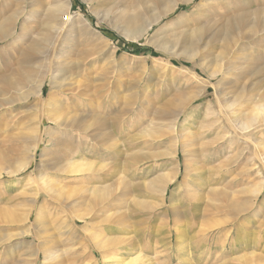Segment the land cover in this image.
Wrapping results in <instances>:
<instances>
[{
  "label": "rangeland",
  "instance_id": "1",
  "mask_svg": "<svg viewBox=\"0 0 264 264\" xmlns=\"http://www.w3.org/2000/svg\"><path fill=\"white\" fill-rule=\"evenodd\" d=\"M170 2L173 11L131 34L134 6L158 15ZM78 14L100 38L76 33ZM239 17L247 20L232 39L209 42L214 26ZM263 21L264 0H0V25L8 27L0 40V238L10 237L0 264H32L35 254L36 264H264V127L247 132L239 124L264 103ZM169 23L166 31L190 35L208 26L199 40L178 38L163 54L154 43ZM40 76L42 91L24 100ZM69 112L95 124L85 132L43 120L41 130L59 143H42L32 158L30 127ZM65 150L77 151L69 160L76 165L91 162L94 176L56 173ZM168 174L175 178L164 197L146 192ZM45 178L70 192L41 193L25 215L28 184ZM91 181L108 187L93 208ZM121 238L126 244L117 245ZM42 244L57 259H43Z\"/></svg>",
  "mask_w": 264,
  "mask_h": 264
},
{
  "label": "bare ground",
  "instance_id": "2",
  "mask_svg": "<svg viewBox=\"0 0 264 264\" xmlns=\"http://www.w3.org/2000/svg\"><path fill=\"white\" fill-rule=\"evenodd\" d=\"M106 1V0H105ZM188 1H190V0H188ZM109 2V1H108ZM153 2V1H152ZM186 2V1H185ZM102 4V3H101ZM99 5V4H98ZM111 5V4H110ZM101 6V5H100ZM105 7V6H104ZM177 7V4H174L173 2H170V3H168V5H167V7H166V10H165V12H163V13H161V14H158V15H154V14H150V15H147V16H145V14H146V11H147V9H145V7H141L140 5H138V6H134V8L133 9H131V11L129 12V14H128V17H127V25H130V27H132V28H130L131 29V34L132 35H134V36H136V37H138V36H141L142 34H144V33H146V31L148 30V29H150L154 24H156V23H158L162 18H163V16L164 15H166L167 13H169V12H171V11H173L175 8ZM117 8V6L116 5H111V7L109 8V11H111V9L112 10H114V9H116ZM48 9H53L52 11V13L53 14H55V13H58L61 9H60V7H59V5H54V6H51V5H48L47 7H46V10H48ZM97 9V8H96ZM66 10V9H65ZM105 10H107V12H108V9H105ZM104 10V11H105ZM225 10H228V9H225ZM67 11V10H66ZM98 11H100V9L98 10ZM104 11H103V13H104ZM48 12H50V11H48ZM47 12V13H48ZM65 12V11H64ZM226 12V11H225ZM51 13V12H50ZM95 13H96V11H95ZM99 14V13H98ZM100 14H101V12H100ZM106 14V13H105ZM191 14V13H190ZM244 14V13H243ZM243 14H241V15H243ZM255 14V13H254ZM49 15V14H48ZM67 15V14H66ZM189 15V14H188ZM248 15V14H247ZM56 16V15H55ZM58 16V15H57ZM60 16H62V15H60ZM181 16H185V20H189L190 18H189V16H187V13H185L184 12V14H181ZM233 16V15H232ZM238 16V15H237ZM245 16V15H244ZM258 16V15H257ZM66 17V16H65ZM234 17H235V15H234ZM69 18V17H68ZM81 18V19H80ZM204 18H206L205 16H204ZM238 18V17H237ZM236 18V19H237ZM10 20V22H9V24L10 23H13V29L12 30H14V23L16 22V20H17V16L16 17H10L9 18ZM58 19V18H57ZM77 19H79L78 20V25H77V27H76V33H80V32H88L89 34H91V38H92V35L94 34L95 36H96V38H100L101 36L99 35V32L97 31V30H94V29H92V27L89 25V23H88V21H86L85 19H83L82 17H81V15L80 14H78V18ZM191 19H192V17H191ZM207 19V18H206ZM205 19V20H206ZM235 18H231V20H229L228 22H226V23H224V24H220L221 26H214L215 27V31H214V33H212V35L209 37V42L210 43H213V42H216V40H217V38H225V39H232L234 36H232V33H234V31H235V29L236 28H238V26H239V24L241 25V24H243V22L245 21V19L243 20V21H241V18L239 17V20H236ZM243 19V18H242ZM62 20V19H61ZM220 20V19H219ZM247 20V19H246ZM263 20V19H262ZM52 21V20H51ZM74 21V20H73ZM72 21V22H73ZM193 21V20H192ZM191 21V22H192ZM195 21H197V20H195ZM201 21V20H200ZM258 21V20H257ZM130 22V23H129ZM194 22V21H193ZM264 22V21H263ZM53 23V22H52ZM66 23V22H65ZM204 23H206V22H204ZM245 23V22H244ZM249 22H247V24H248ZM60 24L61 25H64V22H60ZM72 24V23H71ZM210 24H215V21L214 22H210ZM258 24H261V22L260 23H258ZM61 25H60V27H61ZM169 25H170V23L167 25V26H163L162 28H161V30L159 31V41L158 42H156V43H154V46H155V48L158 50V51H161L163 54L164 53H167V50H168V48L169 47H171L174 43H175V41L178 39V38H190V41H192V42H194V41H196V40H199V34H198V32H200V30H205V27L203 28V26H206V24H204V25H202V26H200V27H198L195 31H194V34H192V35H190L189 33V29L188 28H184V29H181L179 32H174V31H166V30H168V29H170L169 28ZM208 26V25H207ZM206 26V27H207ZM212 26V25H211ZM242 26V25H241ZM258 26V25H257ZM63 27V26H62ZM61 27V28H62ZM127 27H129V26H127ZM167 27V28H166ZM202 27V28H201ZM210 27V26H209ZM213 27V26H212ZM165 28V29H164ZM249 28L250 27H248V30H249ZM212 29V28H211ZM257 29H258V27H257ZM207 30V29H206ZM259 30V29H258ZM261 30V29H260ZM259 30V31H260ZM5 31H7L8 32V27H7V24H5V25H0V40L1 39H4V37H5V35L7 34ZM130 31V30H129ZM238 31V30H237ZM262 31V30H261ZM264 31V30H263ZM163 32H165V33H163ZM78 33V34H79ZM93 33V34H92ZM240 33V32H239ZM249 33V32H248ZM255 33H256V30H255ZM87 34V33H86ZM156 34V33H155ZM238 34V33H237ZM251 33H249V35H250ZM253 34H254V32H253ZM257 34H259V33H257ZM77 35V34H76ZM79 35H83V34H79ZM84 35H85V33H84ZM189 35H190V37H189ZM241 35V34H240ZM239 35V36H240ZM248 35V36H249ZM252 35V34H251ZM264 35V34H263ZM88 36V35H87ZM193 36V37H192ZM243 37V36H242ZM89 38V37H88ZM93 38H94V36H93ZM257 38V37H256ZM243 39V38H242ZM252 39V38H251ZM85 41H87V39H84ZM93 40V39H92ZM91 40V41H92ZM94 40H96L97 41V39H95L94 38ZM246 40V39H245ZM88 41H90V39H88ZM186 41V40H185ZM92 42H94V41H92ZM208 42V43H209ZM250 42V41H249ZM186 43H187V41H186ZM197 43V42H196ZM92 43L90 42V45H91ZM94 44V43H93ZM190 45V44H189ZM234 45V44H233ZM241 45V44H240ZM31 46V45H30ZM242 46V45H241ZM235 49L236 48H238L237 46H233ZM232 47V48H233ZM36 49V48H35ZM215 50V49H214ZM238 50V49H237ZM243 50V49H242ZM92 51V50H91ZM171 51V50H170ZM172 52V51H171ZM192 52H193V50H192ZM113 53V52H112ZM170 53V52H169ZM190 53V52H189ZM233 54H235L234 53V51H233ZM170 55V54H169ZM224 56V55H223ZM110 58H112V57H110ZM185 58L187 59V60H189V61H191V60H193V56H192V54H186V56H185ZM195 58V57H194ZM112 60V59H111ZM192 62V61H191ZM195 64V63H194ZM224 70H226V68L224 69ZM223 70V71H224ZM228 70V69H227ZM212 74L210 73V76H211ZM23 77V76H22ZM24 79V78H23ZM25 80V79H24ZM43 80H45L44 79V76H40V77H38V79L35 81V83L32 85V88H30V89H33V90H31V91H29L28 92V94H26L25 96H24V100H26L27 98H28V96H30V95H33V96H35V95H39V93L42 91V85H43ZM32 81V80H31ZM39 92V93H38ZM52 97V96H51ZM50 97V98H51ZM52 99H53V97H52ZM54 103H52L51 105H53ZM44 106V105H43ZM45 107V106H44ZM52 107H55V106H52ZM60 108V107H59ZM58 108V109H59ZM253 108H255V109H253ZM252 108V111H251V116H246V115H248V114H244L245 115V118H242L241 119V121H240V119H239V121H240V127H241V129L243 128L244 130H246L247 132L248 131H252L253 129H259V128H262V127H264V103H262V104H255V107H253ZM44 109V108H43ZM48 109V108H47ZM46 109V110H47ZM55 109V108H54ZM64 109H62V111H63ZM61 112V111H60ZM48 113V112H47ZM65 115H63V116H53L52 114L50 115H46V117H42V119H38V120H36L35 121V126H32V127H30V131H32V133H33V137L30 139L31 140V147H30V149H31V157L32 158H34L33 157V155H34V152L36 151V149L37 148H39L40 147V145L43 143H53L54 144V141H56L57 142V139H55V138H53V137H51V132H50V130H47V131H44V130H41V124H43L42 122H44L43 120H45V121H47V122H50V123H52V124H56L57 126H60L62 129H64V128H66V127H71L72 129L74 128V129H76V128H82V130L83 131H87L93 124H95V121H96V119H95V121H93V119L91 120H89L87 117H86V115L85 116H77V115H73V114H70V112L69 113H64ZM166 114V113H165ZM160 116V115H159ZM162 117V116H161ZM240 118L242 117L241 116V114H240V116H239ZM160 119H158V121H159ZM98 125V123L96 124V126ZM59 127V128H60ZM242 129V130H243ZM71 130V129H70ZM34 132H35V134H34ZM245 132V131H244ZM246 133V132H245ZM27 134V133H26ZM30 136V135H29ZM86 136H88V135H85V140H87V139H89V138H87ZM89 136H91L90 134H89ZM57 143H59V141L57 142ZM61 143V142H60ZM66 143V142H65ZM53 144H51V145H53ZM55 145H57L56 143H55ZM60 145V144H59ZM63 145V144H62ZM61 147V146H60ZM177 147V146H176ZM180 147V146H179ZM178 148V147H177ZM183 148V147H182ZM63 149H65V148H63ZM69 149V148H68ZM71 149V148H70ZM180 149V148H179ZM29 150V149H28ZM176 150H178V149H176ZM45 150H43V152H44ZM64 151V150H63ZM66 151V150H65ZM68 151V150H67ZM66 151V152H67ZM182 151H184V150H181V152ZM43 152H40V155L42 156L43 155ZM65 152V154H64V156H65V160L64 161H60V163H59V165H55L56 167H54L55 169V172L56 173H62V175H65L66 173H72V174H75L76 176L77 175H79L81 172H83V173H88L87 174V176H89V177H93L94 175L93 174H91L89 171H91V169L92 168H94V166L92 167V163L90 162H86L87 164H85V165H83V166H81V163H80V165H76V164H74V163H72L71 161H69L70 159H73V157H75V154L77 153V151H74V150H71V151H69V152H67L66 153ZM175 156H177V153L175 152ZM59 162V161H58ZM57 162V163H58ZM85 163V162H84ZM24 164H21L20 165V167H22ZM80 166H81V169H80ZM20 167H18V168H15V169H13V171H11V172H8L9 174H11V175H13L16 171H17V169H20ZM99 169H101V168H99ZM93 170V169H92ZM98 172H99V170H97ZM95 173V172H94ZM1 174V173H0ZM82 174V173H81ZM41 175V174H40ZM43 175V174H42ZM83 175V174H82ZM66 176V175H65ZM69 176V175H68ZM101 175H99V177H100ZM37 177V176H36ZM154 178V177H153ZM152 178V179H153ZM175 178V176H174V174H168V175H165V176H159L158 175V177H156L155 179H153V180H151V182H149V184L147 185V186H145V188H146V192H148V194L149 193H152V192H158L159 194H161L163 197L165 196V194H167L166 192L168 191V185H169V183L173 180ZM38 179V178H37ZM48 179V180H47ZM31 180V179H30ZM36 180V179H35ZM30 182V181H29ZM196 182V181H195ZM195 184V183H194ZM196 185V184H195ZM28 186H30V192H27L28 193V195H29V198H28V204H29V207H28V209H29V211L28 212H25L24 214L25 215H27V214H31L32 213V210H33V207H34V205H35V203L37 202V200L39 199V197H40V195H41V193H43L47 198H54V199H57L58 197L60 198L61 196H63V195H65L67 192H70V190L68 191H64V190H62V187H61V185H60V182H56V181H52V178H45V179H41V181H32L31 180V182L28 184ZM107 186V185H106ZM87 187V186H86ZM85 187V188H86ZM71 188V187H70ZM72 189H74V188H72ZM87 189L89 190V192H90V197H91V199H90V205H89V207L90 206H92V208H93V206L94 205H96L97 203H100L101 201H103V199L106 197V194H108L107 193V189H108V187H107V189H105V187H101V186H96V183L94 182V181H91L90 182V186L89 187H87ZM87 189H85V190H87ZM84 190V189H83ZM145 191V190H144ZM25 193V192H24ZM110 194V193H109ZM18 195V194H17ZM22 195V194H21ZM112 195H113V193H112ZM96 196H99V200L98 201H96L95 200V198H96ZM24 197V196H23ZM69 197V196H68ZM98 198V197H97ZM66 199H68V198H66ZM65 199V200H66ZM163 201L164 200H161V203H163ZM44 203V202H43ZM42 203V207L37 211V213H36V220L37 219H39V216H40V214H41V212L43 211V207H45V204H43ZM17 204V203H16ZM146 204V203H145ZM141 206L142 207V205H141V202L140 201H138L137 202V204H136V206ZM147 206V205H146ZM151 206V205H150ZM15 207V206H14ZM140 207V208H141ZM152 207V206H151ZM22 208H24V207H22ZM147 208V207H146ZM145 207H144V209H146ZM12 209V208H11ZM7 210V209H6ZM10 210V209H9ZM20 210V209H19ZM16 211V210H15ZM36 211V210H35ZM18 213V212H17ZM27 213V214H26ZM136 214V213H135ZM6 218V217H5ZM77 218V217H76ZM79 220H83L81 217L79 218ZM42 227V226H41ZM43 227H44V225H43ZM42 227V228H43ZM213 229V228H212ZM20 230V229H19ZM44 230H45V227H44ZM40 232V231H39ZM46 232H48L47 231V227H46ZM26 234V233H25ZM37 234V233H36ZM60 234H62V233H60ZM59 234V235H60ZM63 235V234H62ZM51 236V235H50ZM49 236V237H50ZM61 237H63V236H61ZM9 238L10 237H7V238H4V237H1L0 238V244L1 243H8V242H10V240H9ZM18 239V238H17ZM120 241H118V243H116L117 245L118 244H120V243H122V245H124V244H126L125 243V241H126V239L124 240V239H119ZM112 241V240H111ZM20 242H22V241H20ZM19 242V243H20ZM45 242V241H44ZM127 242V241H126ZM33 243V242H32ZM9 244H11V243H9ZM8 244V245H9ZM98 247H100V245L98 244L97 245ZM49 247H51V245L49 246ZM9 248V247H8ZM36 248V247H35ZM64 248V247H63ZM39 250H40V252L42 253V254H44L43 255V259H45V260H47V261H50V260H55V259H57L56 257L57 256H59V254L57 253H54V251L53 250H51L52 252H50V253H48V251L47 250H45V252H44V249H46L44 246H43V244L42 245H39V248H38ZM34 250V249H33ZM70 250V249H69ZM37 250H34V252H36ZM33 252V253H34ZM57 252V251H56ZM125 253H127L128 251H124ZM32 253V254H33ZM38 254V253H37ZM30 256H33V255H30ZM37 257L38 256H36V254H35V258H33V262H32V264H36V261H37ZM135 261V260H134ZM145 262H147V264H153V263H151V261H150V259H146L145 260ZM143 263V262H142ZM116 264H131V263H128V262H126L125 261V259H124V261L121 259V260H119V262H117Z\"/></svg>",
  "mask_w": 264,
  "mask_h": 264
}]
</instances>
